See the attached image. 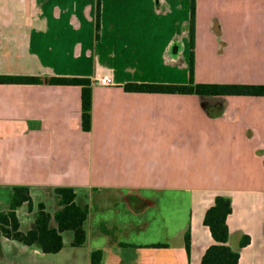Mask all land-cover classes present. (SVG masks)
Wrapping results in <instances>:
<instances>
[{
	"label": "crops",
	"instance_id": "obj_1",
	"mask_svg": "<svg viewBox=\"0 0 264 264\" xmlns=\"http://www.w3.org/2000/svg\"><path fill=\"white\" fill-rule=\"evenodd\" d=\"M190 7L101 0L98 15L97 0H0V76L87 78L93 100L85 132L80 87L0 84V213L14 187L33 200L17 210L25 233L39 204L56 213L57 188L89 210L83 246L67 232L59 253L44 254L0 232V264H90L95 251L101 264H200L218 196L232 202L238 264H264V97L123 88L187 85L191 65L196 84L264 85V0H196L193 54ZM171 205L183 214L172 223Z\"/></svg>",
	"mask_w": 264,
	"mask_h": 264
},
{
	"label": "trees",
	"instance_id": "obj_2",
	"mask_svg": "<svg viewBox=\"0 0 264 264\" xmlns=\"http://www.w3.org/2000/svg\"><path fill=\"white\" fill-rule=\"evenodd\" d=\"M101 0H97V12L100 13ZM191 27V53L194 50V33L196 18V0H191L190 7ZM97 22V32L99 31ZM191 65V78L187 85L163 84H125L126 92L198 95V96H253L264 97V85H203L193 80ZM57 86H77L81 88L82 128L90 132L92 128V81L87 78H49L0 76V84H43ZM58 200V210L51 215L45 205L39 204L37 208L34 227L28 232H22L17 217V210L23 204L33 208V200L27 187H14L11 194V205L8 211L0 213V232L6 239L17 241L26 246H36L44 254H57L64 248L63 234L72 233L71 246L81 247L85 244L86 234L84 224L88 217V207L77 202V195L71 188H57L54 191ZM232 202L229 198L218 196L204 217V225L211 232L214 244L210 246L200 264H238L240 254L238 250L229 245L230 231L227 218L232 213ZM249 244V238L243 237L240 247ZM185 246L190 251L191 241L189 232L185 235ZM154 247H165L154 245ZM103 254L95 251L91 254L90 264H101Z\"/></svg>",
	"mask_w": 264,
	"mask_h": 264
},
{
	"label": "rangeland",
	"instance_id": "obj_3",
	"mask_svg": "<svg viewBox=\"0 0 264 264\" xmlns=\"http://www.w3.org/2000/svg\"><path fill=\"white\" fill-rule=\"evenodd\" d=\"M120 209V208H119ZM169 217L171 218V223H172V220L174 221V220H178V219H181V216L183 215V214H181L179 217L177 216V213H176V211H175V209H174V207L171 205L170 206V208H169ZM122 213H123V210H122ZM160 214V213H159ZM158 211H157V209H149L148 210V212L146 213V215H145V217H149V219H151L152 220V217H157L158 215ZM123 215H125V213H123L121 216H119L118 217V219H122V217H123ZM178 217V218H177ZM120 219V220H121ZM95 222L97 223V220H98V213L97 214H95ZM154 220V219H153ZM179 221H181V220H179ZM172 226V225H171Z\"/></svg>",
	"mask_w": 264,
	"mask_h": 264
},
{
	"label": "built area",
	"instance_id": "obj_4",
	"mask_svg": "<svg viewBox=\"0 0 264 264\" xmlns=\"http://www.w3.org/2000/svg\"><path fill=\"white\" fill-rule=\"evenodd\" d=\"M99 82L102 85H108L110 83V77L109 76H103L101 79H99Z\"/></svg>",
	"mask_w": 264,
	"mask_h": 264
}]
</instances>
